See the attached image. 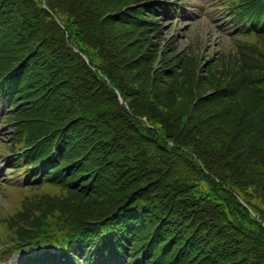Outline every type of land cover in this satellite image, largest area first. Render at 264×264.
Masks as SVG:
<instances>
[{"label": "trees", "instance_id": "1", "mask_svg": "<svg viewBox=\"0 0 264 264\" xmlns=\"http://www.w3.org/2000/svg\"><path fill=\"white\" fill-rule=\"evenodd\" d=\"M140 1L0 0L4 118L21 142L56 132L29 158L51 155L26 192L37 201L10 226L57 221L81 250L111 229L124 259L110 264H264V97L196 81L173 43L161 51L147 5L123 11Z\"/></svg>", "mask_w": 264, "mask_h": 264}, {"label": "rangeland", "instance_id": "2", "mask_svg": "<svg viewBox=\"0 0 264 264\" xmlns=\"http://www.w3.org/2000/svg\"><path fill=\"white\" fill-rule=\"evenodd\" d=\"M184 3L186 10H183V13L179 15L180 18L169 20L165 19L162 21L164 38L171 37L172 35L176 36L178 43L177 47L180 51L183 49H193L195 51L201 50L206 53L210 50L212 54L219 53L223 44L231 43L228 35L216 28L205 15L204 7L206 4H209V0H184ZM144 76L145 75L141 74L140 77ZM189 86V84L187 87L183 86V89L180 92V95L183 97L190 96L187 97L188 100L191 99ZM199 90L206 92L207 88L200 85ZM167 105L170 107L165 110L166 114L172 112L177 105L181 106L180 99L174 100L172 104L167 103L166 106ZM1 129L0 138L8 140L10 134L7 127ZM248 167L250 166L248 165ZM256 169V171H259V168ZM1 183L2 178L0 177V205H3L7 202L4 198V190L2 189ZM21 259V254H13L6 264H18Z\"/></svg>", "mask_w": 264, "mask_h": 264}]
</instances>
